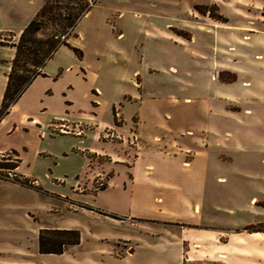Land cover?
Segmentation results:
<instances>
[{"label":"crops","instance_id":"0c3cea01","mask_svg":"<svg viewBox=\"0 0 264 264\" xmlns=\"http://www.w3.org/2000/svg\"><path fill=\"white\" fill-rule=\"evenodd\" d=\"M15 1L0 0V35L12 37L0 36V106L15 54L13 43L44 3ZM211 1L235 10H240V2L264 9V0ZM237 30L255 33L264 47V14L248 19ZM62 48L71 50L59 46L42 74L31 80L0 118V153L15 150L20 159L15 171L41 187L0 179V264H264V229L258 228L264 219L257 223L252 217L241 219L244 211L256 214L260 209L256 205L264 207L257 203L264 200V188L257 191L261 196H245L239 185L240 170L251 163L244 154H253L254 161L255 152L262 154L264 164V48L255 70L263 81L248 89L255 96L241 99L229 94L240 73L232 82L218 79L220 72L229 70L224 55L211 68L220 93L204 103L207 115L199 126L203 136L195 138L192 133L191 139L179 140L142 132L144 143L153 140L148 144H137V133L127 132V113L133 119L141 115L140 105L125 112L136 99L134 93L123 94L125 103L113 102L109 118L100 116L97 97L92 110L71 116L73 87L64 76L68 69L86 72L73 57L57 58ZM105 128L122 138L119 144L129 136L137 137L132 160L115 152L110 140L99 145ZM245 137L250 138L251 149H230V144L244 147L240 139ZM99 152L113 156L101 171L102 175L109 172L102 189L94 186L89 173L85 176L88 154ZM78 153L85 155L80 170L70 165L56 171L61 161ZM37 163L43 166L42 174L35 170ZM71 214L87 220L74 221ZM44 228L78 229L80 241L60 253L40 252L38 236Z\"/></svg>","mask_w":264,"mask_h":264},{"label":"rangeland","instance_id":"374dc122","mask_svg":"<svg viewBox=\"0 0 264 264\" xmlns=\"http://www.w3.org/2000/svg\"><path fill=\"white\" fill-rule=\"evenodd\" d=\"M240 3L237 5L240 10H235L211 0H95L89 13L78 21L75 27L77 35L69 41L82 50L81 60L66 48L57 54V58L61 56L63 61L71 57L78 60L86 72L83 74V70L79 69V74H76L75 69H68L64 76V81L73 87L71 116H80L82 112L92 110V101L97 102L94 99L97 97L101 104L100 116L109 118L112 103L116 100L125 103L123 94L128 92L134 93L136 99L132 105L128 104L125 112L141 106L140 116L136 115L133 119V114L127 113V132L137 133L140 138L137 144L144 143L141 140L142 132L149 136L160 134L161 137L171 136L179 140L191 139L189 134L192 133L195 138L203 136L199 126L204 124L207 115L204 103L210 96L220 93L211 69L216 60H224L220 58L228 56L226 62L229 70L220 72L219 80L232 82L236 80V73H240L234 84L229 86L230 95H240L241 99L255 96L254 91L248 90L249 87L263 81L255 70L262 61L263 57L260 58L259 54L264 47L255 33H239L237 26L248 19L256 20L264 14V9H256L252 3ZM1 37L12 40L7 34ZM97 87L101 88L102 93ZM153 109L157 115L153 114ZM217 122L219 125L220 122ZM121 139L105 128L99 145L110 140L108 144L112 149L115 148V152L128 154V159L132 160L137 150L133 144L136 140L129 136L125 143L119 144ZM240 140H244V147L230 144V149H251L247 145L251 142L250 138ZM90 142L86 140V143ZM149 142L153 143V140H146L144 144ZM223 146L227 147L226 144ZM10 154V157H14V154ZM254 155L255 161L253 154L243 155L251 162L240 170L242 175L239 185L245 196L264 188L263 155L256 152ZM84 156L81 153L72 154L60 162L56 171L66 170L70 165L80 170L85 162ZM88 156L91 158L85 176L89 173L94 186H101L109 174L102 175L101 171H104L113 156L106 152ZM215 157L214 153V160ZM35 167L36 172L43 173L41 163ZM93 168L97 170L93 172ZM42 181L48 182L45 177ZM257 203L264 205V200L260 198ZM256 208H260L256 214L244 211L241 219L247 221L252 217L255 223L263 221L264 207L256 205ZM71 215L74 221L85 223L87 220L81 214ZM40 218H45L44 213H41ZM258 228L264 229V225L260 224Z\"/></svg>","mask_w":264,"mask_h":264},{"label":"trees","instance_id":"16d2710c","mask_svg":"<svg viewBox=\"0 0 264 264\" xmlns=\"http://www.w3.org/2000/svg\"><path fill=\"white\" fill-rule=\"evenodd\" d=\"M94 2L95 0H44L34 17L22 29L17 42L13 43L15 54L0 106V118L8 112L31 80L42 74V67L59 46L66 45L78 57H82V50L71 45L68 39L76 36L75 27L78 21ZM10 153L14 157H10ZM19 161L15 150L0 153V179L13 180L41 190L34 179L15 171ZM97 188H104V184ZM38 240L40 252L60 253L67 246L79 243L80 231L75 228H44L40 230Z\"/></svg>","mask_w":264,"mask_h":264},{"label":"built area","instance_id":"2783aa9c","mask_svg":"<svg viewBox=\"0 0 264 264\" xmlns=\"http://www.w3.org/2000/svg\"><path fill=\"white\" fill-rule=\"evenodd\" d=\"M134 140H136V138H135V137H134ZM8 173H9V175H12V174H11V172H8Z\"/></svg>","mask_w":264,"mask_h":264}]
</instances>
